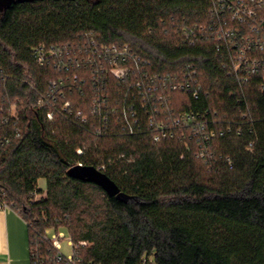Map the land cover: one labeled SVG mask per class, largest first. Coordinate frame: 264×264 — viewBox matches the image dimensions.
<instances>
[{
  "label": "trees",
  "instance_id": "16d2710c",
  "mask_svg": "<svg viewBox=\"0 0 264 264\" xmlns=\"http://www.w3.org/2000/svg\"><path fill=\"white\" fill-rule=\"evenodd\" d=\"M211 7L212 0L0 6V71L7 76L0 105L7 113L16 104L20 114L19 135L0 152V194L28 225L31 264L34 248L41 257L48 254L42 235L49 227L66 231L76 245L89 244L80 248L77 264H264V74L242 88L211 42L185 43L183 29L210 24ZM92 41L130 45L158 75L175 77L187 65L195 67L203 95H176L184 102L176 101V108L216 112L218 126L233 129L210 142V160L197 157L199 148L189 139L190 148L178 138L157 143L148 130L100 137L77 115L60 112L49 121L46 110L35 108L63 74L39 66L34 50L45 45L78 57ZM76 73L81 79L65 93L86 115L94 96L86 69ZM247 110L251 118L243 120ZM238 124L243 135L235 132ZM80 163L106 174L133 200L120 202L95 184L70 178ZM42 179L47 194L34 201L44 193Z\"/></svg>",
  "mask_w": 264,
  "mask_h": 264
},
{
  "label": "built area",
  "instance_id": "2783aa9c",
  "mask_svg": "<svg viewBox=\"0 0 264 264\" xmlns=\"http://www.w3.org/2000/svg\"><path fill=\"white\" fill-rule=\"evenodd\" d=\"M210 14L213 19L207 26L183 29L185 43L195 46L203 40L211 42L221 55L223 69L243 88L264 74V0H212ZM34 57L39 66L51 65L63 74L35 105L38 110L47 111L49 121L56 113L63 112L69 116L77 115L86 124L91 122L95 135L100 137L110 133L134 135L148 130L157 143L178 138L190 148L189 139L199 148L197 157L206 161L210 160V142L233 130L230 126H218L216 112L212 116L209 111L200 114L176 108V101L184 104L182 98H175L176 95L185 94L194 100L203 95V85L193 65H187L178 76H162L152 72L130 45H98L95 41L88 46L86 55L81 51L74 57L69 50L40 45L34 50ZM77 68L86 69V87L94 96L86 103V108H90L86 115L82 110H74L65 93L81 79L78 73L72 75ZM6 79L0 71V99L3 98L2 83ZM261 87L264 92V78ZM7 111L5 113V108L0 105V152L19 135L20 114L16 104H11ZM241 117L243 120L251 118L250 111ZM243 131L244 125L238 124L236 134L243 135ZM82 153L78 150V154ZM78 165L83 166L82 163ZM8 209L12 208L0 194V211ZM65 232L51 227L45 230L42 241L49 246L48 254L41 257L39 250L34 248L32 255L36 264H77L80 248L89 244L76 245L67 234L68 246L73 251L66 256L62 253V242L67 237Z\"/></svg>",
  "mask_w": 264,
  "mask_h": 264
},
{
  "label": "crops",
  "instance_id": "0c3cea01",
  "mask_svg": "<svg viewBox=\"0 0 264 264\" xmlns=\"http://www.w3.org/2000/svg\"><path fill=\"white\" fill-rule=\"evenodd\" d=\"M26 225L14 210L0 211V264H24L29 242Z\"/></svg>",
  "mask_w": 264,
  "mask_h": 264
},
{
  "label": "water",
  "instance_id": "95a60500",
  "mask_svg": "<svg viewBox=\"0 0 264 264\" xmlns=\"http://www.w3.org/2000/svg\"><path fill=\"white\" fill-rule=\"evenodd\" d=\"M15 1L28 2L33 0H0V6H9ZM68 176L75 180L95 184L110 198H116L120 202L129 203L133 200L124 194L112 179L93 166H74L69 170Z\"/></svg>",
  "mask_w": 264,
  "mask_h": 264
},
{
  "label": "rangeland",
  "instance_id": "374dc122",
  "mask_svg": "<svg viewBox=\"0 0 264 264\" xmlns=\"http://www.w3.org/2000/svg\"><path fill=\"white\" fill-rule=\"evenodd\" d=\"M39 189L43 190L44 193L43 195H38V196H34V201H38L41 200L43 198H45L47 192H46V181L45 180H40L38 183ZM26 232L28 234V226L26 225ZM66 233V232H65ZM67 237L65 240H63L62 242V253L66 256H70L72 254V248L68 246V235L67 233L65 234ZM23 258L25 260L24 264H31V257H30V245L29 242H27V248L23 253Z\"/></svg>",
  "mask_w": 264,
  "mask_h": 264
}]
</instances>
